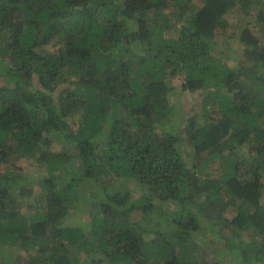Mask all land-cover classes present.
<instances>
[{
    "label": "trees",
    "instance_id": "trees-1",
    "mask_svg": "<svg viewBox=\"0 0 264 264\" xmlns=\"http://www.w3.org/2000/svg\"><path fill=\"white\" fill-rule=\"evenodd\" d=\"M260 32L264 0H0V264H206L190 247L227 211L264 264Z\"/></svg>",
    "mask_w": 264,
    "mask_h": 264
},
{
    "label": "rangeland",
    "instance_id": "rangeland-1",
    "mask_svg": "<svg viewBox=\"0 0 264 264\" xmlns=\"http://www.w3.org/2000/svg\"><path fill=\"white\" fill-rule=\"evenodd\" d=\"M195 3H200V0H194ZM239 11L235 13H229L228 17L231 22L235 23L238 22L241 18ZM238 17V18H237ZM241 21V20H240ZM235 27V28H234ZM235 29V30H234ZM240 26L239 25H233L229 29L228 37H217L215 39V45L213 49V53L217 55L218 57H221L224 62L232 63L234 59H237L239 56V53L242 52V49L240 48V40H239V34H240ZM254 29H259L255 28ZM235 32V33H234ZM261 34L263 32H260ZM260 34V35H261ZM261 40L264 42V33L261 35ZM238 49L239 51L235 50ZM171 82L176 86V90L178 92V96L180 97L181 101L184 102L183 104L185 106L184 115H192V113L195 111L197 112L199 110V102L201 100V96L198 92L194 91H181V83L183 82V79L180 76H173L170 77ZM196 108V109H195ZM203 114L201 111L199 112V115ZM184 150L187 151V147ZM191 149L189 148V151ZM187 153V152H186ZM36 165H32L28 168V173L32 175L42 174L43 170H37L35 169ZM217 168V164H215V159L212 163L208 162V164L205 166L203 171L207 173H214V169ZM135 183H128V187L132 188ZM137 186V185H136ZM91 201L88 198V191H83V201L80 206L79 215L77 216V222L81 223V225L85 226L87 222V209L90 206ZM164 209L167 210V206H163ZM171 208H173V205H171ZM22 209L27 212V203L22 204ZM212 211L210 210V213ZM235 211L233 212H224L223 218H231L230 215H234ZM216 216V215H213ZM223 218H213L210 219V223H208V230L203 229V233H198L196 237L197 244L195 248H191V252H197L200 259H204L206 264H211L212 262L216 263L219 262L220 264H243L242 263V255L240 248L235 246L236 241L233 237H223L219 235V231L221 233L227 232V228L223 225ZM219 219V220H216ZM223 219V220H222ZM217 224V225H216ZM225 236V234H223ZM229 236V235H228ZM228 240H227V239ZM231 240V241H229ZM19 251V250H18ZM82 251V250H81ZM17 253V252H15ZM14 253V258L16 259V254ZM81 253V252H80ZM1 257V256H0ZM13 264V263H11ZM23 264V263H20ZM248 264V263H245Z\"/></svg>",
    "mask_w": 264,
    "mask_h": 264
}]
</instances>
